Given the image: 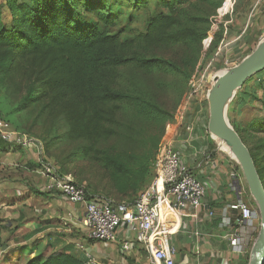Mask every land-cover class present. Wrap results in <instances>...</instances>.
I'll return each instance as SVG.
<instances>
[{
	"label": "trees",
	"instance_id": "obj_1",
	"mask_svg": "<svg viewBox=\"0 0 264 264\" xmlns=\"http://www.w3.org/2000/svg\"><path fill=\"white\" fill-rule=\"evenodd\" d=\"M112 1L119 2L3 0L9 20H4L1 5L0 85L5 93L0 96V116L13 129L41 140L45 154L57 139L74 142L76 149L63 165L73 164L82 153L104 171L110 184L113 194L101 191L99 197L132 201L151 181L154 158L174 116L137 83L125 84L121 68L178 70L189 78L199 62L210 17L224 0H158L170 14L150 17L146 32L132 41L100 27L113 26L119 19L111 10ZM147 2L133 0V6ZM222 32L212 51L219 47ZM136 41L151 47L180 45L185 51L174 61L129 53ZM248 94L247 89L238 94L234 111L248 104ZM261 98L264 101V95ZM38 105L48 122L41 138L24 132L33 130L18 121ZM124 106L130 108L128 119L122 118ZM232 125L250 150L264 185V116H254L242 127ZM56 132L63 133L53 135ZM47 252L46 246L25 264H83L66 249Z\"/></svg>",
	"mask_w": 264,
	"mask_h": 264
},
{
	"label": "crops",
	"instance_id": "obj_2",
	"mask_svg": "<svg viewBox=\"0 0 264 264\" xmlns=\"http://www.w3.org/2000/svg\"><path fill=\"white\" fill-rule=\"evenodd\" d=\"M247 2L243 7H235L233 3L230 12L224 16L227 17L222 27L225 35L219 51L233 31L230 23L234 13L244 18L245 23L240 25V33L236 31L239 34L225 45L242 40V52L250 48L252 42L257 45L264 37V26L257 24L264 18V4L257 5V0ZM208 118L206 103L197 101L192 112L188 111L184 121H179L173 130L175 149L182 154L193 174L207 186L203 206L197 211L187 208L179 218L180 229L171 241L176 251L175 264H248L252 242L244 253H236L225 235L241 229L239 216L229 209L230 204L242 199L254 206V200L237 162L224 148H218L208 132ZM192 122L195 123L194 130L189 132L187 125ZM5 143L0 139V179L3 181L0 180V225L1 236L9 246L13 243L25 247L29 241V247L22 250L34 252L35 256L37 239L43 236L47 253L66 249L84 259V252L77 247V243L83 242L87 250L105 264H151L150 255L141 246L129 252L122 251L120 230L115 241L88 240L87 231L81 224L85 212L83 204L72 203L62 195L44 190L45 179L37 173V150L11 148ZM210 211L214 212L213 216ZM196 231L200 232L198 238L193 236Z\"/></svg>",
	"mask_w": 264,
	"mask_h": 264
},
{
	"label": "built area",
	"instance_id": "obj_3",
	"mask_svg": "<svg viewBox=\"0 0 264 264\" xmlns=\"http://www.w3.org/2000/svg\"><path fill=\"white\" fill-rule=\"evenodd\" d=\"M259 4H264V0H257V5ZM224 5L218 9V16L221 18L230 12L233 2L231 0L222 12ZM215 69L210 63L198 78L194 75L186 106L194 100L197 102L207 99L212 78L218 71ZM186 106L180 114V122L188 112ZM194 126L195 123H189L187 130L192 132ZM174 134L173 131L161 143L152 164L151 181L137 198L132 201H116L112 198H93L85 183L77 182L71 173H61L56 165L47 161L41 140L13 129L0 118L1 140L14 147L37 150V173L45 179L44 190L62 195L72 203L83 204L85 212L81 224L87 231L88 240L115 241L120 230L122 251L129 252L141 246L150 255L151 264H175L176 251L171 241L180 229L179 218L187 208L199 210L206 195L207 186L193 174L182 154L175 149ZM220 147L218 144V148ZM229 209L238 214L241 227L252 229L259 225L260 213L256 206L240 199L230 204ZM209 214L213 216L214 212L210 211ZM249 233L246 231L243 234L241 229H236L225 237L230 240L234 252L244 253L250 246L247 244ZM253 235L250 234L251 242L254 240ZM193 236L198 238L200 232H193ZM77 247L84 252L83 264H105L87 250L85 243L79 242ZM1 251L0 247V253L3 252Z\"/></svg>",
	"mask_w": 264,
	"mask_h": 264
},
{
	"label": "rangeland",
	"instance_id": "obj_4",
	"mask_svg": "<svg viewBox=\"0 0 264 264\" xmlns=\"http://www.w3.org/2000/svg\"><path fill=\"white\" fill-rule=\"evenodd\" d=\"M147 1L148 2L145 6H141L139 8L133 6V0H119V2L112 1L111 10L119 14V19L113 26H107L106 28H104L102 25H100V27L102 29H106L112 34L119 35L123 40L132 41L133 39L140 37L146 32L148 20L150 19V17L155 16L161 12L170 14L169 9L166 8L158 0ZM230 1L227 2L226 0H224L223 5L226 2L227 3L224 5L223 9H221L222 12L226 10L227 4ZM247 1L248 0H232L235 7H243L248 3ZM2 2L3 0H0V7L2 5L3 18L7 22L9 20L8 11L5 7V4H3ZM177 12L182 16V20L185 22L184 14L181 13V10H179V8ZM193 12L195 11L192 9L190 13L192 14ZM235 15L236 14L234 13L232 22L230 23L231 29L233 31L230 32L231 34H229L228 37L225 38L226 41L224 42V45H222V49L220 48V51L219 47H216L212 51V47L214 41L218 37V34L222 32L221 28L225 25L227 17H219L218 11L216 12V14H213L210 17V29L208 31L207 37L202 41V50L199 62L189 78L186 77L184 71L178 70H164L163 68H154L152 70L142 71L136 69L132 65H127L121 68L123 82L125 84L130 82L137 83L140 87L146 90L151 99H153L156 103L173 114V123L170 124L171 126L166 129L162 140L173 132L176 124L179 122L180 114L188 101V95L191 89V79L194 77V75L198 78V76L208 68L210 63L217 70L225 68L226 65H231L232 62L238 63L244 56L249 54L255 48L256 43L252 42L250 48H247L246 50L240 52V46L243 42L242 40H238L237 42L225 45V43L231 42V40L240 33V25L242 23H245L244 18L241 19ZM229 19L231 18L229 17ZM257 24H259L260 27H263L264 18L262 20H259ZM236 31H238L239 33ZM224 35L225 34L222 32V38L219 41L218 45H221V41L224 38ZM127 51L129 53L136 52L137 54L144 56H154L174 61L180 59V57L184 54L185 48L180 45H173L169 47H151L141 42L137 43L136 41L132 46L128 47ZM226 59L229 60L227 61ZM245 89H247L249 93L248 104L240 108L239 112H236V110H233V105L237 100V95L239 93H242ZM263 91L264 73L256 74L246 82L243 88H241L237 92L234 100L229 107L228 117L231 124L242 127L243 125H246L250 118L254 116H264V101L261 98L264 95ZM4 93L5 89L0 85V96H3ZM203 102L206 103V106L208 108L207 99H203L202 103ZM15 103H17V100ZM195 103L196 100L192 101L189 106H186L188 108V111L192 112L195 107ZM129 113L130 108L128 106H124L122 118L128 119ZM18 121L22 122L25 127H30V129L33 130L32 132L24 130V132L26 131L27 133L38 136L40 138L43 135V131H45L46 124L48 123L47 120L40 114L39 105L31 108L27 112H24ZM183 121L184 119L182 120V122ZM61 133L63 132H56L53 133V135H61ZM56 142L57 144L55 146H51L49 151L46 152L47 161H50L51 163L56 165L58 170H60L61 172H70L77 182L85 183L89 194L93 198H98L99 196L97 194L101 191H103L104 194H113L110 184L105 178L104 171H102L97 165H95V162H91L90 160L85 158L82 153L77 154L78 157L77 155L75 156L77 157V160L73 164L63 165L65 159H67L69 155H72L74 149H76V144L74 142L63 141L61 139H57ZM43 195L46 196V194ZM253 205L256 206L255 201ZM1 239L3 252L1 251L2 253H0V264H25V262L31 256H34V252L30 253L28 251L25 252L24 250H22L27 246L29 247V244H31V242L28 241L27 244H25V247L22 245L15 246L13 243H10L11 246H9L5 241L3 235L1 236ZM42 240L44 241L43 236L37 239V254L40 253L45 246Z\"/></svg>",
	"mask_w": 264,
	"mask_h": 264
},
{
	"label": "water",
	"instance_id": "obj_5",
	"mask_svg": "<svg viewBox=\"0 0 264 264\" xmlns=\"http://www.w3.org/2000/svg\"><path fill=\"white\" fill-rule=\"evenodd\" d=\"M264 71V37L255 48L238 63L218 70L213 78L207 94L208 101V132L217 144L225 145L224 150L231 159L235 160L246 180L249 192L260 213L259 225L249 231L247 244L251 243L250 234L256 233L252 241L248 264H264V185L257 171L250 150L244 144L235 127L228 117L229 107L237 92L256 74Z\"/></svg>",
	"mask_w": 264,
	"mask_h": 264
},
{
	"label": "bare ground",
	"instance_id": "obj_6",
	"mask_svg": "<svg viewBox=\"0 0 264 264\" xmlns=\"http://www.w3.org/2000/svg\"><path fill=\"white\" fill-rule=\"evenodd\" d=\"M222 148H224L225 150H229V148L225 145H222Z\"/></svg>",
	"mask_w": 264,
	"mask_h": 264
}]
</instances>
